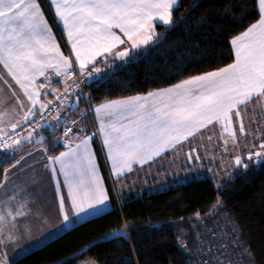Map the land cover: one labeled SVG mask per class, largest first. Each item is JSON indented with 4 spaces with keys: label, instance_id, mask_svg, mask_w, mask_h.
<instances>
[{
    "label": "snow or ice",
    "instance_id": "obj_1",
    "mask_svg": "<svg viewBox=\"0 0 264 264\" xmlns=\"http://www.w3.org/2000/svg\"><path fill=\"white\" fill-rule=\"evenodd\" d=\"M49 2L54 22L70 44L69 55L61 51L39 0H0V66L3 69L0 72V153L13 158L21 145L43 143L46 137L39 129L54 128L61 123L64 101L79 87L82 77L100 72L98 60L102 63L109 59L124 60L133 50L148 46L158 35L156 22L172 25V13L179 7V0ZM256 8L258 19L230 41L234 50L232 63L146 95L102 102L92 110L99 121L92 135L86 134V128L76 127L78 123H86L85 110L79 121L65 125L62 139L52 143L53 149L62 146L65 151L50 155L48 148L37 149L47 155L45 168L51 173L50 182L64 222L70 220L69 213L80 217L90 210L99 212L109 202L90 146L97 135L102 137L106 158L117 181L132 172L134 165L142 167L170 150L182 148L185 142L191 147L190 138L198 133L202 135L201 130L214 125L220 127L225 151L229 141L233 149H239L240 154L233 156L235 166L247 169L246 161H264V131L259 125L249 131L242 120V108L247 111L254 100L264 105V0H256ZM50 73L61 78L57 83L66 85L63 93L51 87ZM41 77L43 80L37 83ZM50 94L59 104L41 99ZM54 110L52 119L56 125L47 120ZM233 115L239 121L238 130L233 127ZM241 136L252 138L250 148L241 147ZM186 157L188 161L200 159L195 147H191ZM21 160H16L11 168L20 165ZM10 171L3 170L0 189L6 187ZM63 188L67 189L66 195ZM30 195L24 185H15L11 194H0V264H9L6 249L16 242L19 219L32 211ZM194 215L200 218L199 212ZM127 227L124 225L117 231ZM180 246L187 251L186 242ZM232 246L239 253L237 258L221 252L202 264H237V259L244 258L247 264H254L250 246L240 242V237L234 238ZM85 264L95 262L88 260Z\"/></svg>",
    "mask_w": 264,
    "mask_h": 264
},
{
    "label": "trees",
    "instance_id": "obj_2",
    "mask_svg": "<svg viewBox=\"0 0 264 264\" xmlns=\"http://www.w3.org/2000/svg\"><path fill=\"white\" fill-rule=\"evenodd\" d=\"M39 2L66 50L45 0ZM172 15L173 24H158L154 43L139 49L128 63H116L109 68L102 64L107 76L99 83L86 84L92 107L107 100L146 95L190 76L227 66L234 60L230 41L258 19L256 0H179ZM84 110L80 102L66 117L78 118ZM64 124L55 133L47 132L40 143L51 155L64 150L62 146L52 147L53 137L63 134ZM81 127L87 129L86 134L92 132L88 116ZM93 142L111 208L78 223L12 264H79V259L87 258L98 264H193L196 261L191 252L197 250L200 232L194 227L205 220L217 201L221 208L216 216L235 224V236L250 246L254 264H264V161L259 165L251 163L247 169L237 168L231 177L217 182L205 177L180 184L169 177L166 190L118 196L113 186L117 181L109 176L97 140ZM16 159L0 153V181L4 180L3 170ZM162 172L170 174L168 170ZM217 183L221 184L219 188ZM196 212L200 213L199 219ZM124 225L128 227L117 231ZM183 242L187 243V251L180 246ZM81 249L83 254L75 256Z\"/></svg>",
    "mask_w": 264,
    "mask_h": 264
},
{
    "label": "rangeland",
    "instance_id": "obj_3",
    "mask_svg": "<svg viewBox=\"0 0 264 264\" xmlns=\"http://www.w3.org/2000/svg\"><path fill=\"white\" fill-rule=\"evenodd\" d=\"M46 6H47V1ZM49 5V4H48ZM48 7V6H47ZM42 8V6H41ZM50 12V11H49ZM47 16V15H46ZM49 21V20H48ZM50 23V22H49ZM51 25V24H50ZM53 28V27H52ZM60 33L62 31L58 30ZM156 31V29H155ZM55 33V31L53 30ZM56 35V34H55ZM62 40L65 43V37L64 34H61ZM56 40L60 44V41L56 35ZM154 41L151 43L153 44ZM149 44V45H151ZM146 47V46H145ZM143 48V47H142ZM135 56V55H134ZM134 56L131 55L130 59L125 60L122 64L125 65L128 63L131 59L135 58ZM102 64L105 63H100L98 64V67H101ZM102 68V67H101ZM0 72H3L2 66H0ZM50 75L53 77L54 74ZM55 78V76H54ZM43 78L41 77L40 80L37 81L39 83ZM57 79H54L56 81ZM7 92V89L4 90ZM42 92L44 90H41ZM42 98V97H41ZM14 103V101L10 102ZM251 109L249 110V116L246 117L245 111L243 112L242 117L244 116V120L247 121H255V123H252L251 127L250 125H246L245 121H243L244 126L246 129L249 131H254L257 129V125H259V128L261 131H264V105L257 104L256 101L254 100L250 104ZM85 112V110H84ZM82 112L78 118H70L67 117L65 124H71L73 120L79 121L82 117ZM248 126V127H247ZM77 128H81V124L78 123L76 125ZM55 130L58 131L57 127H54L52 132L55 133ZM257 135H260V132H257ZM211 136V140L208 139V137ZM63 134L59 133L58 135L54 136L55 140L57 139H62ZM227 138V137H225ZM95 138H93L94 140ZM93 140L91 142V149H93ZM99 142H100V137H99ZM242 140V138H241ZM241 147L244 145H247L249 148L251 147V142L252 138L249 137H244L243 136V141L241 142ZM258 142V141H256ZM101 144V142H100ZM221 144L220 142V134L216 132V130H209L204 132L200 137L195 141L191 142V147H195L197 150V153L200 156L199 160H194V161H188L186 154L189 152L186 151V153L183 151V149H179L175 152L172 153L169 157L160 159L159 161L153 163L152 165L142 168L138 171V173H135L129 179L124 180L120 183L114 184V189L116 191V194L118 196L124 195L126 193H132L134 192L135 194H142L143 192H157V191H162L166 190L169 188L168 185H170V182L168 181L169 177L175 178L176 181L172 180V182L176 183H185L188 180H191L193 178L196 179H202L205 177H208L210 179L220 181L221 179L229 178L232 176V172L234 170H237V167L233 163V156L236 154H240L239 149H233L229 148V150L225 151V149H222L219 145ZM31 145V144H28ZM232 145L231 141H229V146ZM22 146V145H21ZM25 145H23L24 147ZM22 147V148H23ZM189 147V149H191ZM231 147V146H230ZM95 153V152H94ZM95 158L96 162L97 161V156L95 153ZM263 162V161H261ZM261 162H257L256 160L249 161V164L254 163L256 165L261 164ZM248 163V162H246ZM99 168V166H98ZM244 169V168H243ZM168 170L170 174H163L162 171ZM131 174V173H128ZM173 174V175H172ZM99 175L102 177V173L99 169ZM115 179V177L113 176ZM104 180V178L102 177ZM168 181V182H167ZM221 184L217 183L216 186L220 187ZM103 186L106 189V184L105 181H103ZM218 187V188H219ZM63 194H67V189L62 190ZM43 198L45 199V195L41 194ZM54 194H51V191L49 189L48 192V197H53ZM49 198V199H50ZM109 207L111 208V202L109 200L108 202ZM221 208V205L219 203V206H214L210 213L206 216L205 220H200V223L195 226V230L198 229L200 232L197 235L199 237V242L196 240V248L195 252H191V255L193 256V259H195L196 262H193V264H202V261L204 260H210L213 257L219 256L221 252H223L226 256H230L232 258H237L239 256V253L237 249H235L232 245L234 242V238L238 237L235 236L236 231H233L235 229L233 223H228L226 219L219 218L218 211ZM107 210V209H104ZM91 211V210H90ZM102 214V213H101ZM33 215L37 221V226L35 229L37 230V233H42V229L45 228L43 225L44 223H47L46 221L49 219L48 217H45L44 215L41 214V209L40 213L38 212L37 208L35 211H33ZM90 216L94 215L93 211L92 213H89ZM100 215V214H98ZM87 216L86 214H82L81 217ZM97 216V215H96ZM214 216H216L214 218ZM44 217V218H43ZM43 218V219H42ZM91 218V217H90ZM46 219V220H45ZM86 220V219H85ZM61 222V223H60ZM83 222V221H81ZM80 223V222H78ZM77 223V224H78ZM29 225V223H27ZM64 221H61L58 218V225L63 226ZM76 224V225H77ZM74 225V224H73ZM72 226V225H71ZM75 226V225H74ZM73 227V226H72ZM72 227H67V229H64L62 231L65 232L68 229ZM56 229V228H55ZM61 233V234H62ZM43 237V236H42ZM55 238V237H54ZM52 240V239H51ZM50 241V240H49ZM80 253H77L75 256H79ZM94 261L95 264H98L93 259L87 258V259H79L78 263L79 264H85V261ZM237 264H247V259H237Z\"/></svg>",
    "mask_w": 264,
    "mask_h": 264
},
{
    "label": "crops",
    "instance_id": "obj_4",
    "mask_svg": "<svg viewBox=\"0 0 264 264\" xmlns=\"http://www.w3.org/2000/svg\"><path fill=\"white\" fill-rule=\"evenodd\" d=\"M46 1L49 4V5L47 4V6H48L47 8L50 11V14L53 18V9L50 5L49 0H46ZM42 10L44 11L43 8H42ZM44 13H45V11H44ZM45 16H46V13H45ZM46 18H47V16H46ZM158 24H160V23L156 22L155 29H156V26ZM55 27L58 30L62 31L61 27L58 26L56 23H55ZM62 33L63 32H61V34ZM64 37H65L66 50L62 49L61 44H59L60 49L65 55H69L70 54V44L68 43L65 35H64ZM120 47L123 48L124 46H120ZM140 49H142V48H140ZM138 50L139 49L133 50L132 53L130 54V57H131V55L132 56L135 55L134 57H136ZM130 57H128L124 60H119V59L111 60V59H109V61L107 63H105V65L107 64L106 66L109 68V67L115 66L116 63H123L125 60L130 59ZM100 63H101V61L98 60L97 65L98 64L100 65ZM77 68H78V66H77ZM99 68H100V72L99 73H93V75L90 76V78L87 80V84L99 83L101 80H103L107 76V73H108L107 69L103 68V67L102 68L99 67ZM54 79L58 80L59 78H56V77L54 78V76L52 77L51 87L57 89L58 92L60 93L62 90H64L66 85L63 83H57V80L54 81ZM53 98H54V96L50 94L47 97L42 96L41 99L42 100H45V99L52 100ZM73 102L69 103L66 107L62 108V111H61L62 120H61V123L59 125L66 122L67 117H69V116L66 117V115L70 111H72ZM94 108L95 107H93V109ZM250 109H251V107L249 105L248 110L245 111L246 117L249 116V114H250L249 110ZM242 111H244L243 108H242ZM242 115H243V112H242ZM243 118H244V116L242 117V120L245 121ZM93 121H94V125H95L96 131H97L98 126H99V121H98L94 111H93ZM245 123L248 126L252 125V121H247V122L245 121ZM51 124L56 125L57 122L55 120H52ZM59 125L56 127L58 128ZM65 125L66 124H64V126ZM233 127H234V129H237V130L239 128V121L236 119L235 115H233ZM47 128H49V127H47ZM49 129H50V131H47V130L45 131L43 129H39V132L43 136L46 137V135H48V133L53 130V128H49ZM209 130H216V132L220 134L219 125L209 126V128L203 129V130H201V132L204 133V132L209 131ZM92 133H94L93 129H92V132L90 134H87V135H92ZM200 135L201 134L198 133L195 137L190 138V141L191 142L195 141L196 138L198 139L200 137ZM238 135H239V133H238ZM99 137H100V142H101V139H102L101 136L97 135L94 138H95V140H97V142L100 146L102 155L105 159V164H106L109 176L114 182H116L117 180L113 178V175L111 172L110 161H108L106 158V150H105L104 146L102 145V143L100 144V142L98 140ZM241 138H242V140H241V142H242L243 136H241ZM53 141H55V138L53 139ZM220 142H221V144L219 146L222 149H224L223 139L221 138V135H220ZM92 144H93L94 152L96 153L95 148H94V142ZM23 145H25V146L23 147ZM23 145L20 147L18 152L14 154V156L17 157L16 160H21V157H24V159L21 160L20 165H18L16 168H11V166L7 168V169H11L9 176H8V182H7V185L4 189H0V194H3L5 192H7L8 194H11V191L14 189L15 185H24V186H26L27 192L31 194L29 197V208H31L32 211L26 217L19 219L18 230L15 232L16 242L14 244H10L6 249L8 257H9V264L14 263L16 260H18L19 258L24 256L25 254L44 246L45 244H47L49 242V240L51 241V239L53 240L54 237L56 238L57 236H59L64 229H67V227H72V226L76 225L78 222L84 221L85 219L87 220L90 217H94V216L101 214V213H103L109 209L108 208L109 205L107 203L106 207H104L102 211L93 212L94 215H92V216L89 215V213H92V211H89V213L86 214L87 216H83V217H81L82 214L80 217H76L72 213H69L70 220L68 222H64L63 226L62 225L59 226L58 225V218L61 221H63V219H62V216H60V214L58 212V198L56 196L54 185L50 182L51 173L48 169L45 168V165L48 164L47 155L42 154L37 150L40 148H47V147L44 144H37L35 146L34 145H28V144H23ZM230 146L228 145V150H229V148L233 147L232 145H230ZM189 147H190L189 142H185L182 148L178 147L175 150H170V151L164 153L161 157L156 158L154 161H150L149 163L144 164L142 167L139 165H134L133 166L134 170L132 172H130L131 174L126 173L124 177H122L119 181H117V183H120L124 180L129 179V177H131L135 173H138V171L140 169L148 167V166L152 165L153 163L159 161L160 159L168 157V155L169 156L172 155L173 152H175L179 149H183V151L186 153L187 150L188 151L191 150V149H189ZM65 150L66 149L64 148V150H62V151H65ZM29 153H32V155H29ZM19 154H21V155H19ZM48 154H50V152H48ZM58 154H56V155H58ZM96 156H97V154H96ZM97 161H98V158H97ZM246 162H248V164H249V161H246ZM98 166H99V169L102 173L99 162H98ZM58 167L59 166L57 165V168ZM102 177H103V175H102ZM34 179L36 182H33ZM60 179H61V181H63L62 176L60 177ZM103 181H105V180H103ZM105 184H106V182H105ZM105 187H106V190L108 191L107 185ZM49 189L51 191V194L52 195L54 194V196L51 198L48 197ZM64 189H66V188H63L62 190H64ZM41 194H44V195L46 194L45 195L46 198L44 199ZM36 208H37L39 213H40V209H41V214L44 215L45 217L49 218L46 221L47 223L43 224L45 226V228L42 229V233H39V234L37 233V230L35 229V227L37 226L36 224H37L38 220H36L34 215H33V211H35ZM104 209H107V210H104ZM27 223H29V225Z\"/></svg>",
    "mask_w": 264,
    "mask_h": 264
},
{
    "label": "built area",
    "instance_id": "obj_5",
    "mask_svg": "<svg viewBox=\"0 0 264 264\" xmlns=\"http://www.w3.org/2000/svg\"><path fill=\"white\" fill-rule=\"evenodd\" d=\"M77 74H78V68H77ZM90 78V76H85L81 78V82L79 83V87L74 89L72 94L67 98V100L64 101L63 104V108L66 107L69 103H72L74 101V99H76L77 97H79V103L82 102L84 104V108L85 110H87V116L90 118L92 124H93V132H96V128L94 125V121H93V107L91 106L90 102H89V98L88 95L86 93V84H87V80ZM61 79V78H59ZM69 83H71V81H69ZM64 90H62L60 93H63ZM55 101V97L52 99ZM55 103L59 104V101H55ZM55 110L52 112L51 115L47 116V120L51 123L52 116H54ZM39 118V117H37ZM67 125V124H66ZM65 127V126H64ZM63 127V129H64ZM47 127L41 128V129H45Z\"/></svg>",
    "mask_w": 264,
    "mask_h": 264
},
{
    "label": "water",
    "instance_id": "obj_6",
    "mask_svg": "<svg viewBox=\"0 0 264 264\" xmlns=\"http://www.w3.org/2000/svg\"><path fill=\"white\" fill-rule=\"evenodd\" d=\"M72 111H75L79 106V100L77 101V98L74 99L73 105H72Z\"/></svg>",
    "mask_w": 264,
    "mask_h": 264
}]
</instances>
